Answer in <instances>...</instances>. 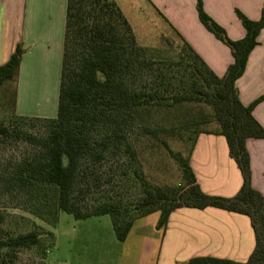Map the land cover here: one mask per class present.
Masks as SVG:
<instances>
[{"label":"trees","instance_id":"1","mask_svg":"<svg viewBox=\"0 0 264 264\" xmlns=\"http://www.w3.org/2000/svg\"><path fill=\"white\" fill-rule=\"evenodd\" d=\"M196 10L202 25L230 49L233 61L222 75L215 74L174 29L181 46L171 44L172 48L159 54L158 48L139 44L114 0H67L54 117L15 112L16 83L25 51L21 43L16 44L7 61L0 65V92L10 82L13 87L8 91L14 96L12 102L5 98L3 104L11 107L16 120L43 122L45 131L34 134L17 124L0 122V141L20 139L36 149L35 157L17 164L8 185L13 187L15 183L21 189H30L34 199L31 212L52 228L62 212L76 220L108 215L119 241L125 240L137 219L154 212L159 214L158 229H164L170 213L181 207H215L244 214L249 218L255 241L246 261L200 257L190 263L264 264V196L251 184L245 146L248 138L264 139V128L252 113L264 94L245 105L235 84L264 28V5L256 20L235 9L245 30L244 36L236 40L229 38L224 28L203 10L201 0H197ZM155 64L162 65L158 70L165 66L176 71L175 83L156 86L162 77L156 74ZM6 92L7 89L3 97ZM173 109L181 112V120L165 125L153 123L154 113ZM182 130L190 133L187 139L191 144L185 156L173 150L165 138L158 142L177 162L180 181L171 185L151 182L143 171L138 135L158 131L172 135ZM200 133L225 138L228 155L242 177L234 195L207 194L197 183L189 160ZM110 154L119 157L123 173L136 182L137 196L130 200L105 197L83 204L77 193L88 181L98 180L96 170L108 163ZM3 222L0 215V225ZM54 247L52 230L12 233L0 228V264H16L17 253L32 248L39 259L37 264H48L47 254Z\"/></svg>","mask_w":264,"mask_h":264},{"label":"crops","instance_id":"2","mask_svg":"<svg viewBox=\"0 0 264 264\" xmlns=\"http://www.w3.org/2000/svg\"><path fill=\"white\" fill-rule=\"evenodd\" d=\"M114 1L128 19L121 3ZM144 1L215 74L225 72L233 61L230 49L202 25L197 15V0ZM201 3L227 36L236 40L244 36L245 30L235 9L256 20L264 0H201ZM66 4L67 0H0V65L7 61L16 44L21 43L25 50L16 83L15 112L19 115L54 117ZM257 40L243 74L235 82L239 99L245 105L264 94V28ZM252 113L264 128V99L253 107ZM245 146L250 159L251 184L264 196V139L248 138ZM189 164L197 183L207 194L228 197L241 186L240 171L228 155L222 135L200 133ZM158 216L154 212L137 219L123 241L116 239L113 229L110 232L107 228L104 233L101 230L105 228L100 226H85L82 233L93 244L88 248L95 253L94 263L192 264L190 260L200 257L244 262L254 247V233L244 214L215 207H181L170 213L164 229L156 227ZM63 219L68 221L60 213L58 222ZM54 264L72 262L58 260Z\"/></svg>","mask_w":264,"mask_h":264},{"label":"rangeland","instance_id":"3","mask_svg":"<svg viewBox=\"0 0 264 264\" xmlns=\"http://www.w3.org/2000/svg\"><path fill=\"white\" fill-rule=\"evenodd\" d=\"M116 1L121 3L140 45L158 48L159 54H164L167 48H172L171 44L178 48L181 46L179 39L172 31L171 25L166 24V20H163L164 18L162 19L144 0ZM161 66L160 64L154 65L156 74L162 77L160 82L157 81L156 86L162 88L164 84L170 83V81L174 84L177 72L165 66L163 67L165 70H158ZM12 87L13 84L9 82L1 88L3 92H0V122L9 126L17 124L22 129L34 134L43 133L45 131L43 122L16 120L11 107L4 106L3 100L5 98L7 102L13 101L14 96H11V91H8ZM6 89L7 92L3 97ZM56 106L53 110L55 111L54 116L56 115ZM39 107L41 106H37V108ZM153 115V123L160 125L169 124V121L181 120L182 117L181 112L176 109L169 112L154 113ZM141 133L138 135L140 160L146 177L156 184H177L180 181L179 166L158 142L160 138H165L173 150H179L181 155L185 156L191 144L190 140L187 139L190 133L186 130L175 131L172 135H166L161 131L154 134ZM35 154L36 149L20 139L9 138L0 141V215L4 217V222L0 228L12 233L30 229L37 231L52 230L55 234V247L47 254L46 262L48 264H54L58 260L59 263L67 260L72 264H95V253H93L92 248H88L93 244L90 245L89 241H86L82 230H85V226L93 224L105 228L101 230L104 233H106L107 228L111 232L112 226L108 215L75 220L72 215L62 212L61 214L68 221L63 219L52 228L31 212L34 199L29 194L30 189H21L15 183L12 184L13 187L8 185V182L13 180L12 176L17 164L32 159L36 156ZM107 161L108 163L96 170L98 180L95 182L88 181L85 186L81 187V192L77 193V198L83 204L105 197L130 200L137 196V184L123 173L122 161L119 157L110 154ZM38 260L34 248L19 251L15 258L16 264H37Z\"/></svg>","mask_w":264,"mask_h":264},{"label":"water","instance_id":"4","mask_svg":"<svg viewBox=\"0 0 264 264\" xmlns=\"http://www.w3.org/2000/svg\"><path fill=\"white\" fill-rule=\"evenodd\" d=\"M199 81H200V82H203V80H202V78H201V77H199Z\"/></svg>","mask_w":264,"mask_h":264},{"label":"bare ground","instance_id":"5","mask_svg":"<svg viewBox=\"0 0 264 264\" xmlns=\"http://www.w3.org/2000/svg\"><path fill=\"white\" fill-rule=\"evenodd\" d=\"M50 109V108H49Z\"/></svg>","mask_w":264,"mask_h":264}]
</instances>
